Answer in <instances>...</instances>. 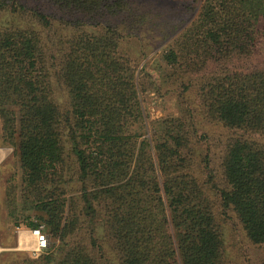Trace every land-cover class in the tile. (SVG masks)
Returning a JSON list of instances; mask_svg holds the SVG:
<instances>
[{
    "label": "trees",
    "instance_id": "16d2710c",
    "mask_svg": "<svg viewBox=\"0 0 264 264\" xmlns=\"http://www.w3.org/2000/svg\"><path fill=\"white\" fill-rule=\"evenodd\" d=\"M4 14L0 107L18 108L22 212L59 240L35 264H224L212 144L220 205L264 244V0H200L188 25H173L163 57L186 72L181 115L152 127L140 95L154 83L120 52L149 11L0 0ZM207 126L223 133L210 141Z\"/></svg>",
    "mask_w": 264,
    "mask_h": 264
},
{
    "label": "rangeland",
    "instance_id": "374dc122",
    "mask_svg": "<svg viewBox=\"0 0 264 264\" xmlns=\"http://www.w3.org/2000/svg\"><path fill=\"white\" fill-rule=\"evenodd\" d=\"M129 2L136 8L150 12L149 19L136 34L122 40L120 52L131 59L137 72H144L154 83L153 88L143 91L140 95L145 122L152 127V120L181 115L183 100L180 91L187 79L186 72L181 65L167 63L163 53L173 46V36L176 33L168 36L173 25H188L200 5V0ZM8 17L9 15L4 14L0 21L10 20ZM17 127L18 108L13 105L0 107V264H35L36 258L45 248L40 251L36 249V236L32 233L34 228L28 226L31 221L36 223L34 214L22 212V172L14 148ZM206 129L209 131L207 134L211 135L208 138L210 141L213 140V135L223 133L216 126H207ZM217 155L220 158V149L212 144V179L207 183V188L208 196L211 202H214V213L222 232L224 264H258L264 261V244H253L247 239L237 217L231 210L224 212L215 194L221 186ZM76 194L77 192L67 196L69 198ZM41 231L44 233L42 228ZM46 236L48 243L57 244L59 241L58 238H51L47 234ZM21 239L26 240L25 246L21 244Z\"/></svg>",
    "mask_w": 264,
    "mask_h": 264
},
{
    "label": "built area",
    "instance_id": "2783aa9c",
    "mask_svg": "<svg viewBox=\"0 0 264 264\" xmlns=\"http://www.w3.org/2000/svg\"><path fill=\"white\" fill-rule=\"evenodd\" d=\"M41 228L42 226H39L32 230V233L36 236V249L39 251L46 248L48 245L47 236L42 233Z\"/></svg>",
    "mask_w": 264,
    "mask_h": 264
},
{
    "label": "bare ground",
    "instance_id": "6f19581e",
    "mask_svg": "<svg viewBox=\"0 0 264 264\" xmlns=\"http://www.w3.org/2000/svg\"><path fill=\"white\" fill-rule=\"evenodd\" d=\"M21 244L25 246L26 245V240L25 239L24 240L21 239ZM29 245H30V242H28V246L27 247H29Z\"/></svg>",
    "mask_w": 264,
    "mask_h": 264
}]
</instances>
